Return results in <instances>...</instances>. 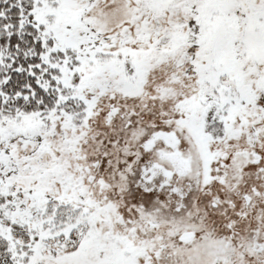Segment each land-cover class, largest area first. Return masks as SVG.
Segmentation results:
<instances>
[{
	"label": "snow or ice",
	"instance_id": "6c2138e0",
	"mask_svg": "<svg viewBox=\"0 0 264 264\" xmlns=\"http://www.w3.org/2000/svg\"><path fill=\"white\" fill-rule=\"evenodd\" d=\"M0 264H264V0H0Z\"/></svg>",
	"mask_w": 264,
	"mask_h": 264
}]
</instances>
